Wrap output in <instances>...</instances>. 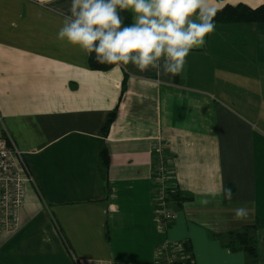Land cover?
<instances>
[{"label":"crops","instance_id":"1","mask_svg":"<svg viewBox=\"0 0 264 264\" xmlns=\"http://www.w3.org/2000/svg\"><path fill=\"white\" fill-rule=\"evenodd\" d=\"M70 3L0 0V130L31 176L19 228L0 232V264H152L160 247L183 240L196 264H246L225 244L251 224L264 264V23H214L175 77L131 63L94 70L79 46L57 39ZM157 138L177 196L163 230L154 222ZM237 208L247 216L237 219Z\"/></svg>","mask_w":264,"mask_h":264},{"label":"clouds","instance_id":"2","mask_svg":"<svg viewBox=\"0 0 264 264\" xmlns=\"http://www.w3.org/2000/svg\"><path fill=\"white\" fill-rule=\"evenodd\" d=\"M53 2L37 0L41 6ZM129 10L133 23L123 26L120 12ZM220 10L208 0H71L57 39L79 46L89 57L94 53L100 64L131 63L141 73L175 77L190 51L205 45ZM225 195L231 199V190ZM246 216L244 208L236 209L237 219Z\"/></svg>","mask_w":264,"mask_h":264},{"label":"built area","instance_id":"3","mask_svg":"<svg viewBox=\"0 0 264 264\" xmlns=\"http://www.w3.org/2000/svg\"><path fill=\"white\" fill-rule=\"evenodd\" d=\"M152 151L155 159L152 169L154 222L158 229L163 230L175 217L170 200L176 185L171 179L165 144L160 138L155 140ZM30 180L22 151L6 131L0 130V232L19 228L25 186Z\"/></svg>","mask_w":264,"mask_h":264},{"label":"trees","instance_id":"4","mask_svg":"<svg viewBox=\"0 0 264 264\" xmlns=\"http://www.w3.org/2000/svg\"><path fill=\"white\" fill-rule=\"evenodd\" d=\"M123 19V26L132 23L130 11L120 12ZM213 23H264V3L251 7L243 3L235 5L226 4L222 10L218 11L214 17ZM88 56V66L94 70H106L114 64H100ZM126 79L123 78L120 96L125 91ZM116 116V107L108 114L102 127V133L106 134L111 122ZM100 161L103 166L109 163L108 152L105 147L101 149ZM175 192L172 193L171 199L176 198ZM256 224L242 226L238 230H231L227 233L228 240L226 247L232 251H242L246 255V264H256L257 249L256 241L252 230ZM152 264H196L189 240H183L174 244H166L159 248L158 258Z\"/></svg>","mask_w":264,"mask_h":264}]
</instances>
